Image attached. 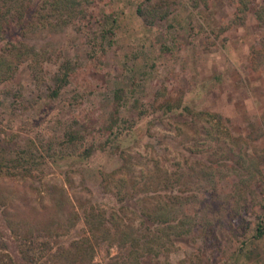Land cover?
<instances>
[{
	"label": "rangeland",
	"instance_id": "1",
	"mask_svg": "<svg viewBox=\"0 0 264 264\" xmlns=\"http://www.w3.org/2000/svg\"><path fill=\"white\" fill-rule=\"evenodd\" d=\"M78 1L58 12L44 3L39 21L7 33L17 63L0 79V253L16 264L29 240L42 252V241L53 249L85 235L90 205L125 204L140 224L130 193L145 172L218 148L216 117L193 111L219 114L224 124H214L241 150L264 153V6L263 22L254 14L264 0ZM64 63L68 80L51 95ZM117 87L126 102L108 132ZM260 188L264 205V178ZM251 209L261 216L256 237ZM243 217L210 228L212 242L171 236L139 264H264V208L256 202ZM115 252L96 246L91 261Z\"/></svg>",
	"mask_w": 264,
	"mask_h": 264
},
{
	"label": "trees",
	"instance_id": "2",
	"mask_svg": "<svg viewBox=\"0 0 264 264\" xmlns=\"http://www.w3.org/2000/svg\"><path fill=\"white\" fill-rule=\"evenodd\" d=\"M79 2L0 0V79L5 69H11L17 63L13 62V53L17 52L15 46H7L10 42L7 33L11 25L20 24L21 27L26 19L32 20L34 14L35 21H39L43 14L38 12H41L44 3L51 12H58L61 8H67L68 3ZM263 6L254 10L257 20L261 22ZM137 11L142 14L140 9ZM64 67L54 74L55 87L50 91L51 95H56L58 88L68 80L65 63ZM111 101L110 122L106 126L108 132H113V123L120 119L119 109L126 102L125 90L114 88ZM193 114L206 116L210 121L212 116L216 117L211 126L216 127L214 139L219 151L216 148L210 150L204 159L195 157L192 160L176 161L171 168L155 164V168L144 173L145 181L139 188L141 192L137 189L130 193L137 195L134 206L130 208L134 214H139L143 228L127 217L125 204L111 208L90 205L83 213L87 231L85 235L58 244L53 249L47 241H42V252L29 240L20 248L23 263L93 264L91 260L96 246L104 245L107 248L115 245L116 252L109 256L105 264H139V256L157 254L167 243H171V236L192 233L203 243L212 242L217 236L212 229L231 227V219L239 226V221L245 220L243 216L256 202L264 208L260 201L263 196L260 184L264 178V153H256L253 148L241 150L237 143L239 137L231 136L228 129L214 124L223 123L219 114L203 110L193 111ZM122 121L126 123L123 117ZM226 138L233 148L225 141ZM243 139L247 142L251 138L245 135ZM227 145L225 150L223 147ZM251 212L255 211L251 209ZM253 217L255 223L252 237H256L262 233L261 216L254 213ZM40 257L43 259L40 260ZM123 258L131 261L126 262ZM0 264L16 263L0 253Z\"/></svg>",
	"mask_w": 264,
	"mask_h": 264
}]
</instances>
